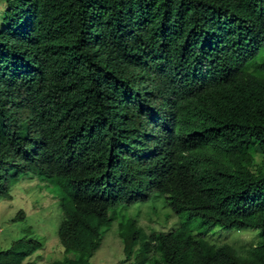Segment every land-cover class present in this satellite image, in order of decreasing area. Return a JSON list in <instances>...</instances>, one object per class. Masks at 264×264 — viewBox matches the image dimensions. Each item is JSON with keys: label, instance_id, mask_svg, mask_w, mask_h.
<instances>
[{"label": "trees", "instance_id": "obj_1", "mask_svg": "<svg viewBox=\"0 0 264 264\" xmlns=\"http://www.w3.org/2000/svg\"><path fill=\"white\" fill-rule=\"evenodd\" d=\"M30 177L60 194L62 264L116 222L124 264H264V0H0V199ZM160 202L180 226L148 234L128 212Z\"/></svg>", "mask_w": 264, "mask_h": 264}, {"label": "rangeland", "instance_id": "obj_2", "mask_svg": "<svg viewBox=\"0 0 264 264\" xmlns=\"http://www.w3.org/2000/svg\"><path fill=\"white\" fill-rule=\"evenodd\" d=\"M12 196V200L9 201L0 199V251L10 250L14 242L25 238L27 230L31 229L30 235L39 238L43 247L24 264H60L64 261L66 253L59 243L58 236L62 213L59 206L60 194L57 189L30 177L13 188ZM163 205V202L158 204L157 213H153L150 203L137 205L130 208L128 214L135 217L148 234L154 231L170 233L180 226V220ZM21 210L26 212V219L14 222ZM168 215L169 218H167ZM207 238L215 245L230 244L239 250L249 248L258 241V236L253 231L218 230ZM124 249L125 244L119 236L116 222L113 228L104 230L100 246L90 263L124 264L126 261Z\"/></svg>", "mask_w": 264, "mask_h": 264}]
</instances>
